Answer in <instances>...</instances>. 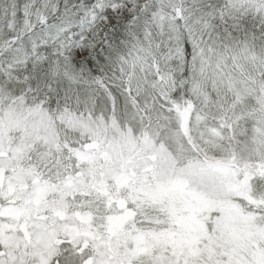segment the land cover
I'll use <instances>...</instances> for the list:
<instances>
[{"label": "snow or ice", "instance_id": "6c2138e0", "mask_svg": "<svg viewBox=\"0 0 264 264\" xmlns=\"http://www.w3.org/2000/svg\"><path fill=\"white\" fill-rule=\"evenodd\" d=\"M0 264H264V0H0Z\"/></svg>", "mask_w": 264, "mask_h": 264}]
</instances>
